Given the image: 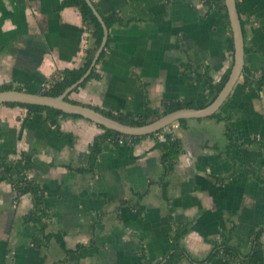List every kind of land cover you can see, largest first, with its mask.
Returning a JSON list of instances; mask_svg holds the SVG:
<instances>
[{
  "label": "crops",
  "instance_id": "obj_1",
  "mask_svg": "<svg viewBox=\"0 0 264 264\" xmlns=\"http://www.w3.org/2000/svg\"><path fill=\"white\" fill-rule=\"evenodd\" d=\"M63 1L0 0V88L39 94L86 65L93 32ZM91 1L103 20L119 22L107 27L95 77L70 96L83 106L142 117L166 103L206 101L200 76L219 83L232 70L230 24L202 0ZM237 7L244 73L219 118L173 124L182 152L171 170L155 137L105 143L92 169L101 126L67 117L55 127L45 113L0 106V158L22 161L48 216L45 229L26 222L33 196L15 205L0 178V264H170L178 249L176 264H240L216 254L226 238L244 257L258 240L264 250V86L244 76L264 71V0Z\"/></svg>",
  "mask_w": 264,
  "mask_h": 264
},
{
  "label": "trees",
  "instance_id": "obj_2",
  "mask_svg": "<svg viewBox=\"0 0 264 264\" xmlns=\"http://www.w3.org/2000/svg\"><path fill=\"white\" fill-rule=\"evenodd\" d=\"M205 4L210 6L211 8L218 9L222 11L226 17V20L229 23V18L227 14V10L225 7V0H202ZM62 8L66 7H75L77 8L83 18V21L87 27H89L93 32V37L95 39V49L92 51H89L88 53V59L86 65L78 70H66L63 71L56 76H54L49 82V88L45 90H40L39 94H42L44 96H50V97H58L64 93L66 89H68L70 86H72L74 83H76L88 70L90 67L92 60L94 59V56L96 54V51L99 49L104 32L101 24L97 20V18L94 16L91 9L88 7L86 2L84 0H64L62 3ZM104 22L108 28L112 26L113 24H116L119 22V19L117 17L111 16V18H104ZM233 45V39L231 40ZM108 45L106 46V49L108 48ZM105 49V50H106ZM105 56V51L101 55L100 60L103 59ZM231 70L221 79L219 83H216L212 77H209L208 74L200 76V81L202 84H204L206 91L208 92V99L204 102H178V103H169L164 104L163 108L161 110H151L148 109L145 112V115L142 117H136L132 114H126V115H114L112 113L103 111L97 107H89L93 110H95L98 113H101L102 115L116 120L120 122L121 124H125L128 126L133 127H140L148 125L157 119L161 118L162 116H165L167 114H170L172 112L181 110V109H203L210 105L218 96V94L223 89L224 85L226 84L229 76H230ZM245 81L248 85H255L258 89H261L264 86V71H262L258 77H255L252 74L245 73ZM94 72L90 75V77L76 90L71 93L66 100L74 105H82L81 103L72 100L70 96L77 92L80 88H83L86 83L94 78ZM5 90H13L11 87H1L0 91ZM7 106L11 107H19L22 109L27 110L28 115H36L40 113H45L47 115V121L55 127L59 126V121L62 118H81L78 116H72L67 115L61 111L46 108V107H39V106H28V105H21V104H14V103H7L5 104ZM213 117H218L219 115L216 114ZM186 122V120H181L178 122V124L183 125ZM170 127L167 129H164L156 134L149 135L146 137H155L157 140L156 147L161 151V157L162 162L166 166L168 170H171L178 157L180 156L182 152V145L181 142L174 136V133L170 131ZM102 129L105 131V133L98 137L92 146L90 147L89 151V157H90V167L92 169L95 168L97 158L102 152V147L105 143H111V144H118V141L121 139H126L129 136H123L121 134H118L114 131L107 130L102 127ZM142 138L145 137H132L134 143L138 142ZM0 178L10 183L16 193H19L20 197L26 194H31L34 199V206L35 209L30 213V215L27 217L26 222H36L39 225H41L42 229H45L46 221H47V214L45 211L41 210L39 207L41 206V201L43 198V193L40 189V187L32 180L30 177L25 173L23 168L22 161L20 162H12L6 158H0ZM183 232L176 233L175 240H177L180 235ZM216 250L218 255H221L223 258L228 260H234L237 261L240 264H264V250L262 247V244L258 242L256 243L254 250L251 255L244 257L237 249L232 247L229 244L228 238L223 239L221 244H218L216 246ZM182 249H178L169 259V263L176 264L179 258L182 256L181 252ZM147 264H152L148 262Z\"/></svg>",
  "mask_w": 264,
  "mask_h": 264
},
{
  "label": "water",
  "instance_id": "obj_3",
  "mask_svg": "<svg viewBox=\"0 0 264 264\" xmlns=\"http://www.w3.org/2000/svg\"><path fill=\"white\" fill-rule=\"evenodd\" d=\"M84 1L101 24L104 32L102 43L95 54L90 68L76 83L66 89L64 93L58 97L44 96L42 94H33L19 90L0 91V106L7 103H14L28 106L51 108L61 111L67 115L78 116L83 119L89 120L98 126H101L110 131H114L123 136L146 137L167 129L171 125L181 120L205 119L216 115L220 111L224 103L227 101L236 84L239 82L244 73L245 39L243 35L240 16L238 13L237 0H225L224 3L229 18L234 45V63L226 84L224 85L223 89L218 94L216 99L209 106L203 109H181L162 116L161 118L148 125L133 127L121 124L120 122L110 119L89 107L71 104L66 100V98L71 93H73L74 90L80 87L91 75L94 67L98 63V60L100 59L102 53L106 48L109 37L108 28L103 18L96 10L93 2L91 0Z\"/></svg>",
  "mask_w": 264,
  "mask_h": 264
},
{
  "label": "built area",
  "instance_id": "obj_4",
  "mask_svg": "<svg viewBox=\"0 0 264 264\" xmlns=\"http://www.w3.org/2000/svg\"><path fill=\"white\" fill-rule=\"evenodd\" d=\"M48 88H49V84L48 83H44L41 86V90H45V89H48ZM173 127L174 128H178V125L173 126ZM126 143H128V144L133 143L132 137H127L126 139H121V140L118 141L119 145H123V144H126ZM14 193H15V197H16V200H15L14 204L17 205L20 195H19V193H16L15 191H14Z\"/></svg>",
  "mask_w": 264,
  "mask_h": 264
}]
</instances>
